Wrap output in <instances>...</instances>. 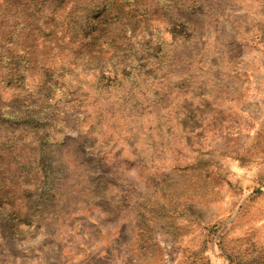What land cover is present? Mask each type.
Returning a JSON list of instances; mask_svg holds the SVG:
<instances>
[{
	"label": "rangeland",
	"instance_id": "1",
	"mask_svg": "<svg viewBox=\"0 0 264 264\" xmlns=\"http://www.w3.org/2000/svg\"><path fill=\"white\" fill-rule=\"evenodd\" d=\"M0 264H264V0H0Z\"/></svg>",
	"mask_w": 264,
	"mask_h": 264
}]
</instances>
